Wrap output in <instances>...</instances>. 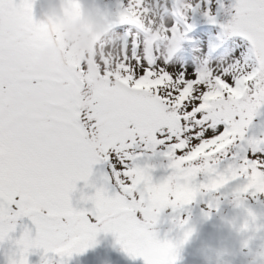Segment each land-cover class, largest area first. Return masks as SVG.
Wrapping results in <instances>:
<instances>
[{"label":"snow or ice","instance_id":"1","mask_svg":"<svg viewBox=\"0 0 264 264\" xmlns=\"http://www.w3.org/2000/svg\"><path fill=\"white\" fill-rule=\"evenodd\" d=\"M146 9L164 25V48L129 18ZM108 15L125 37L117 52L41 73L45 26L31 0H0V246L15 249L7 264H29L33 250L40 264H65L101 232L144 264H178L192 230L161 240L162 215H148L152 194L177 183L190 195L169 197L163 214L198 199L215 210L231 197L257 219L245 203L264 196L247 187L253 171L264 173V0H127ZM198 23L210 26L198 33V55L178 64ZM96 165L106 170L92 180ZM160 169L167 174L154 181ZM81 181L78 204L90 206L74 207ZM187 223L174 220L178 230Z\"/></svg>","mask_w":264,"mask_h":264},{"label":"rangeland","instance_id":"2","mask_svg":"<svg viewBox=\"0 0 264 264\" xmlns=\"http://www.w3.org/2000/svg\"><path fill=\"white\" fill-rule=\"evenodd\" d=\"M122 3L117 4V0H31L35 18L45 26L44 36L39 47L37 71L59 73L63 70L65 62L86 61L92 63L93 58L97 55H103L106 49H111L112 53L117 52L125 37L115 31L108 13L115 14L112 8L118 10V5H123ZM126 4L127 1L124 6ZM138 11L131 12L129 18L137 23L139 34L143 40L150 47L164 48L170 38L163 23L158 19L157 13L149 12L146 9L137 14ZM123 27L118 25L117 30ZM207 27L210 26L198 23L189 33V38L193 43L186 41L182 45L183 50L179 53L182 59L176 61L178 64L187 66L193 63V59L198 55L196 51L199 44L198 33L201 28ZM151 38L153 40L149 41ZM47 52L52 54L51 61L45 59ZM161 162L167 163V161L158 160H153L150 163ZM105 170V166H94L91 179H96ZM166 174L162 169L157 170L153 173L154 181L161 180ZM247 187L254 191L264 190V173L253 171ZM82 188H84L83 181L77 184V192L72 196L74 207L90 206L78 204L80 200L79 189ZM84 191L88 195H93L95 189L87 188ZM190 191L186 184L177 183L153 193L150 197L151 205L148 209V215H161L160 206L169 202V197L174 198V201H182L190 195ZM248 200L255 205L264 204V196L257 200L251 198ZM230 202H232L231 197L222 199L219 207H223L227 203L229 205ZM194 204L209 208L206 200L198 199L191 205ZM253 212L257 217L254 222L247 216L244 208L234 204L227 209L220 225L216 228H211L212 225L205 222L196 224V226L193 219L190 218L186 228L194 230L196 233L190 236L192 241H187L180 249L178 264H205L216 261L223 255L232 258L239 256L240 259L251 261L264 258V210ZM176 216L177 214L170 217L174 219ZM246 221L249 222L250 229L242 231V226ZM23 223H27L31 227L27 219ZM20 234L18 230L15 237L19 238ZM159 238L161 240L169 239V236L168 234H159ZM196 238L200 240L199 243H197ZM245 242L249 244L247 248L244 247ZM14 250L13 246L8 243L0 246V264H7V257ZM42 254V250H33V254L28 257L29 264H40ZM52 255L49 253V256ZM153 255L159 257L161 255L159 249H154ZM65 264H144V262L142 258L133 259L130 257L117 244L116 237L112 233L101 232L97 235L93 247L88 248L83 254H73L70 258L65 257Z\"/></svg>","mask_w":264,"mask_h":264},{"label":"bare ground","instance_id":"3","mask_svg":"<svg viewBox=\"0 0 264 264\" xmlns=\"http://www.w3.org/2000/svg\"><path fill=\"white\" fill-rule=\"evenodd\" d=\"M234 262H237L236 264H245L243 263V261H236V260H233ZM245 261H249V260H245ZM256 264H264V259L263 260H260L259 262H257Z\"/></svg>","mask_w":264,"mask_h":264},{"label":"clouds","instance_id":"4","mask_svg":"<svg viewBox=\"0 0 264 264\" xmlns=\"http://www.w3.org/2000/svg\"><path fill=\"white\" fill-rule=\"evenodd\" d=\"M45 59H46V61H51V59H52V54H51V52H47V53L45 54Z\"/></svg>","mask_w":264,"mask_h":264}]
</instances>
